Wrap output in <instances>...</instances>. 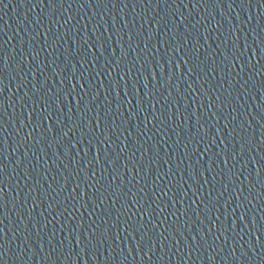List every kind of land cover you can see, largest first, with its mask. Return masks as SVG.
Masks as SVG:
<instances>
[{"label":"water","instance_id":"obj_1","mask_svg":"<svg viewBox=\"0 0 264 264\" xmlns=\"http://www.w3.org/2000/svg\"><path fill=\"white\" fill-rule=\"evenodd\" d=\"M0 264H16V263L0 252Z\"/></svg>","mask_w":264,"mask_h":264}]
</instances>
